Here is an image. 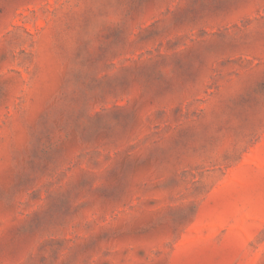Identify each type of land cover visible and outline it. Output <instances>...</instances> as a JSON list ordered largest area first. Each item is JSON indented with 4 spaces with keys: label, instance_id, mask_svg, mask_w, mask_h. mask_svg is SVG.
Segmentation results:
<instances>
[{
    "label": "rangeland",
    "instance_id": "1",
    "mask_svg": "<svg viewBox=\"0 0 264 264\" xmlns=\"http://www.w3.org/2000/svg\"><path fill=\"white\" fill-rule=\"evenodd\" d=\"M0 264H264V0H0Z\"/></svg>",
    "mask_w": 264,
    "mask_h": 264
}]
</instances>
